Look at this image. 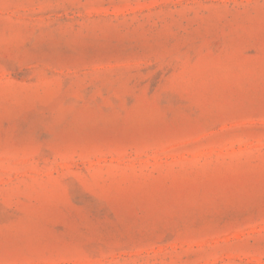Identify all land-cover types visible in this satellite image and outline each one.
<instances>
[{
  "label": "rangeland",
  "instance_id": "obj_1",
  "mask_svg": "<svg viewBox=\"0 0 264 264\" xmlns=\"http://www.w3.org/2000/svg\"><path fill=\"white\" fill-rule=\"evenodd\" d=\"M0 264H264V0H0Z\"/></svg>",
  "mask_w": 264,
  "mask_h": 264
}]
</instances>
